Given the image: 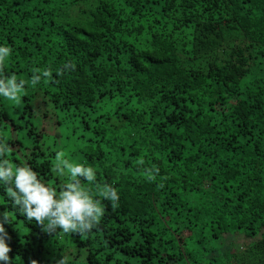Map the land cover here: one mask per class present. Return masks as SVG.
Masks as SVG:
<instances>
[{"label":"trees","instance_id":"1","mask_svg":"<svg viewBox=\"0 0 264 264\" xmlns=\"http://www.w3.org/2000/svg\"><path fill=\"white\" fill-rule=\"evenodd\" d=\"M0 43L4 158L59 191L65 151L103 208L45 233L0 186L9 264H264V0H0Z\"/></svg>","mask_w":264,"mask_h":264},{"label":"clouds","instance_id":"2","mask_svg":"<svg viewBox=\"0 0 264 264\" xmlns=\"http://www.w3.org/2000/svg\"><path fill=\"white\" fill-rule=\"evenodd\" d=\"M10 47L0 43V61L10 54ZM67 67V65H65ZM49 70L43 69L40 74H33L32 82L48 77ZM24 81H17L14 75L7 78L0 76V97L19 99ZM9 144L0 140V186L9 188L11 200L17 205L16 211L23 213L27 220L34 219L45 233L61 230L65 233L83 234L99 221L103 208L100 201L92 195L90 185L82 180L94 182V166L70 161L62 150L55 152L51 163V172L61 179L59 191L38 178L33 167L25 162L14 169L4 154L9 151ZM100 195L115 204L118 201L117 190L109 184L99 188ZM8 217L0 211V264H9L11 237L4 225ZM30 264H37L31 260ZM56 264H68V258L59 259Z\"/></svg>","mask_w":264,"mask_h":264},{"label":"rangeland","instance_id":"3","mask_svg":"<svg viewBox=\"0 0 264 264\" xmlns=\"http://www.w3.org/2000/svg\"><path fill=\"white\" fill-rule=\"evenodd\" d=\"M65 153V155L67 154L65 151H63ZM240 239V237H238Z\"/></svg>","mask_w":264,"mask_h":264}]
</instances>
